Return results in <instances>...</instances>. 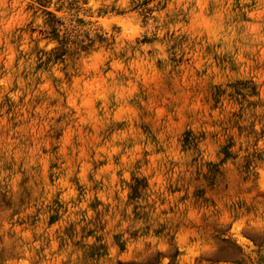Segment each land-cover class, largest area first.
Returning a JSON list of instances; mask_svg holds the SVG:
<instances>
[{"label": "rangeland", "instance_id": "rangeland-1", "mask_svg": "<svg viewBox=\"0 0 264 264\" xmlns=\"http://www.w3.org/2000/svg\"><path fill=\"white\" fill-rule=\"evenodd\" d=\"M0 264H264V0H0Z\"/></svg>", "mask_w": 264, "mask_h": 264}]
</instances>
